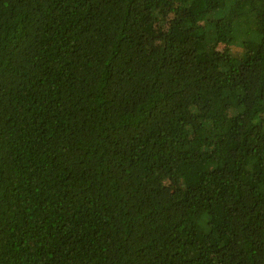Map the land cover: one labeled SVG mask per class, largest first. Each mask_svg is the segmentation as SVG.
<instances>
[{"label":"trees","instance_id":"obj_1","mask_svg":"<svg viewBox=\"0 0 264 264\" xmlns=\"http://www.w3.org/2000/svg\"><path fill=\"white\" fill-rule=\"evenodd\" d=\"M0 264H264V0H0Z\"/></svg>","mask_w":264,"mask_h":264},{"label":"rangeland","instance_id":"obj_2","mask_svg":"<svg viewBox=\"0 0 264 264\" xmlns=\"http://www.w3.org/2000/svg\"><path fill=\"white\" fill-rule=\"evenodd\" d=\"M146 33H147L148 35L152 36L154 32L151 31V29L148 28Z\"/></svg>","mask_w":264,"mask_h":264}]
</instances>
